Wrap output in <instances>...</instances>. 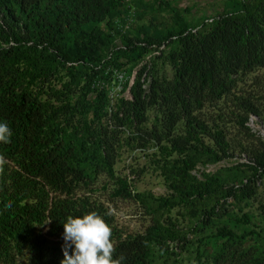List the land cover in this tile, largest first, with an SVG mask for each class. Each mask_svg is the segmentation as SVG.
<instances>
[{
    "label": "rangeland",
    "instance_id": "rangeland-1",
    "mask_svg": "<svg viewBox=\"0 0 264 264\" xmlns=\"http://www.w3.org/2000/svg\"><path fill=\"white\" fill-rule=\"evenodd\" d=\"M255 8L264 16V0H125L104 22L85 26L108 46L104 57L117 55L121 67L92 74L89 66V75L81 70L73 75L71 64L79 63L71 62L68 35L55 67L44 65L34 81L25 62L5 71L9 82L38 97L47 115L43 134L62 140L70 165L90 180L78 194L104 203L125 234L155 228L148 264H264V172L254 176L250 163L264 151V65L226 76L227 93L204 98L192 109L196 120L224 134L220 158L209 138L186 136L182 119L170 137L190 141L191 147L169 153L158 105L146 108L141 123L118 107L131 100L137 81L148 101L154 71L159 79L173 80L171 55L182 35L206 30L218 16H243ZM169 33L177 38L165 41ZM139 41L151 44L135 63L132 46ZM41 49L38 45L39 58ZM103 95L108 104L99 113ZM68 105L81 114L69 112ZM201 141L211 151H203Z\"/></svg>",
    "mask_w": 264,
    "mask_h": 264
},
{
    "label": "trees",
    "instance_id": "trees-1",
    "mask_svg": "<svg viewBox=\"0 0 264 264\" xmlns=\"http://www.w3.org/2000/svg\"><path fill=\"white\" fill-rule=\"evenodd\" d=\"M124 1L0 0V122H7L13 133L9 143H0V264H61L64 222L69 215L83 216L92 211L112 228L114 259L124 256L121 264H148L155 228L145 233L125 234L104 203L91 195L78 194L79 188L90 180L81 169L70 165L68 149L62 140L50 141L43 134L47 119L43 104L36 95L5 78L7 68L21 62L30 66V81L40 75L44 65L55 67L68 35L73 47L71 62L79 63L76 67L71 64L73 75L80 70L86 74L90 67L92 74L111 65L116 69L121 67L123 62L117 55L104 57L103 50L108 46L85 26L104 22ZM245 13L218 16L206 30L182 35L180 48L171 55L173 80L159 79L158 71H154L148 101L139 81L131 90V100H121L119 109L138 123L145 120L149 105L159 106L166 121L163 128L169 138L170 147H165L169 153H182L191 147L190 141L170 137L171 129L182 119L190 140L209 138L216 148L215 158H220L219 153L225 154L222 131L196 120L192 109L204 98H220L227 93L226 76L235 75L244 67L264 65V16L257 8ZM169 34L165 41L177 38V34ZM140 43L132 46L135 63L151 44ZM38 45L42 46L40 58L35 55ZM204 89L207 93L202 95ZM100 103L99 113L108 104L105 95ZM68 108L69 112L81 114L75 106L68 105ZM200 145L203 151H211L203 141ZM250 163H253L254 176L263 173L264 151ZM218 232L234 235L226 229ZM20 256L25 258L20 260Z\"/></svg>",
    "mask_w": 264,
    "mask_h": 264
},
{
    "label": "clouds",
    "instance_id": "clouds-1",
    "mask_svg": "<svg viewBox=\"0 0 264 264\" xmlns=\"http://www.w3.org/2000/svg\"><path fill=\"white\" fill-rule=\"evenodd\" d=\"M12 134L8 123L0 122V143H9ZM63 226L65 243L61 264H121L125 259L124 256L113 258L112 228L97 212L76 217L69 215Z\"/></svg>",
    "mask_w": 264,
    "mask_h": 264
},
{
    "label": "built area",
    "instance_id": "built-area-1",
    "mask_svg": "<svg viewBox=\"0 0 264 264\" xmlns=\"http://www.w3.org/2000/svg\"><path fill=\"white\" fill-rule=\"evenodd\" d=\"M213 19H210V21H212ZM193 31H195V30H193Z\"/></svg>",
    "mask_w": 264,
    "mask_h": 264
}]
</instances>
